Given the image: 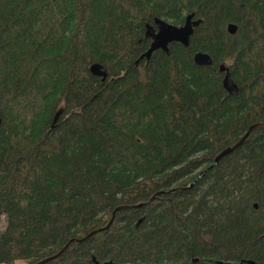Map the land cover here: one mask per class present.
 <instances>
[{
    "label": "trees",
    "instance_id": "obj_1",
    "mask_svg": "<svg viewBox=\"0 0 264 264\" xmlns=\"http://www.w3.org/2000/svg\"><path fill=\"white\" fill-rule=\"evenodd\" d=\"M191 12L188 46L136 63L146 23ZM263 22L264 0H0V264H264V123L215 161L264 121Z\"/></svg>",
    "mask_w": 264,
    "mask_h": 264
},
{
    "label": "water",
    "instance_id": "obj_2",
    "mask_svg": "<svg viewBox=\"0 0 264 264\" xmlns=\"http://www.w3.org/2000/svg\"><path fill=\"white\" fill-rule=\"evenodd\" d=\"M201 21H202L201 18H195L194 12H191V13H188L186 15L184 22L181 24H175V23H173L167 19H164L162 17H156L154 19V23H149V22L146 23V36L151 38V43H150V46L148 47V49L145 50L143 53H141V55L136 60V63L138 64L139 60L144 58V57L149 59V57L151 56L153 51L156 49H162V50H165L166 52H169V44L172 41H179L182 44H184L185 46H188L190 43L191 36L194 32L195 26H197ZM263 24H264V22H263ZM237 28H238L237 23H235V22L229 23L228 29L230 32L234 33L237 30ZM193 58H194L195 62L198 64L210 65L213 63L212 56L206 51L195 52ZM89 70L91 71L92 74L101 76L102 80H105L106 77L108 76L107 67L99 61L92 62L89 66ZM219 71L224 72L222 82H223V86L226 88V90H228L229 93H233V91L234 92L237 91L238 86H237V84L234 83L235 81L232 78V75H231V72L229 70V66H228L227 62H223L219 65ZM61 112H62V108H59L55 114V120L57 119V117L59 116V114ZM0 122H1V117H0ZM257 125L258 124H255L254 127ZM251 128H253V126ZM246 135L244 137H242L233 146H229V147L225 148L224 150H222L216 156L215 161L218 162L222 156H224L225 154H227L228 152L233 150L234 147L241 144L244 141ZM255 206H257L256 203H255ZM123 207H125V206H119L116 209L123 208ZM112 219L104 227H100V228L92 231L90 234H88L84 238H87L88 236H90L95 231H99V230L108 228L112 222ZM68 245H69V243H67L59 252H57L53 255H50L46 258H43L42 260L35 262L33 264H42L48 259L58 257L64 250H66ZM94 260H95V264H114V262L112 260H106L103 262L96 260L95 258H94ZM247 262L250 264L255 263L253 260H248Z\"/></svg>",
    "mask_w": 264,
    "mask_h": 264
},
{
    "label": "bare ground",
    "instance_id": "obj_3",
    "mask_svg": "<svg viewBox=\"0 0 264 264\" xmlns=\"http://www.w3.org/2000/svg\"><path fill=\"white\" fill-rule=\"evenodd\" d=\"M197 51H203V50H197ZM197 51H196V52H197ZM234 83L237 84L236 82H234ZM237 86H238V85H237ZM237 91H238V90H237ZM235 92H236V91H235ZM233 93H234V91H233ZM263 123H264V121H259V122H256V123H254V124H251V125L249 126L248 130L245 132V134H244L242 137H244V136L248 133V134L246 135V137H245V139H246L247 136H248V135H249V134H250L255 128L261 126ZM255 124H258V125L254 127ZM252 126H253V128H251ZM242 137H241V138H242ZM245 139H244V140H245ZM112 218H113V216H112ZM112 218H111V219H112ZM111 219H110V220H111ZM93 229H94V228H93Z\"/></svg>",
    "mask_w": 264,
    "mask_h": 264
},
{
    "label": "rangeland",
    "instance_id": "obj_4",
    "mask_svg": "<svg viewBox=\"0 0 264 264\" xmlns=\"http://www.w3.org/2000/svg\"><path fill=\"white\" fill-rule=\"evenodd\" d=\"M165 51V50H164ZM141 55V54H140ZM138 59V58H137ZM236 144V143H235ZM6 226V217L4 214H0V232L5 228ZM16 264H24L23 261L19 260L16 262Z\"/></svg>",
    "mask_w": 264,
    "mask_h": 264
},
{
    "label": "flooded vegetation",
    "instance_id": "obj_5",
    "mask_svg": "<svg viewBox=\"0 0 264 264\" xmlns=\"http://www.w3.org/2000/svg\"><path fill=\"white\" fill-rule=\"evenodd\" d=\"M195 18H196V17H195ZM195 27H196V26H195ZM228 27H229V24H227V29H228ZM194 29H195V28H194ZM237 29H238V28H237ZM228 30H229V29H228ZM236 31H237V30H236ZM236 31H235V32H236ZM223 73H224V72H223Z\"/></svg>",
    "mask_w": 264,
    "mask_h": 264
}]
</instances>
